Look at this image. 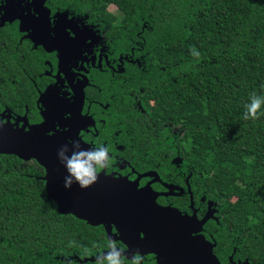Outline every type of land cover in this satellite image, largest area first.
<instances>
[{"label": "trees", "instance_id": "16d2710c", "mask_svg": "<svg viewBox=\"0 0 264 264\" xmlns=\"http://www.w3.org/2000/svg\"><path fill=\"white\" fill-rule=\"evenodd\" d=\"M45 2L98 24L116 53L133 61L123 74L132 76L144 110L132 124L133 150L147 159L137 170L163 180L190 175L198 217L199 200L215 211L204 233L213 236L220 263L232 256L264 264V105L259 119L243 118L250 97H264V0ZM1 39L0 70L9 79L0 77V111L5 91L15 101L28 87L17 70L21 45L10 33L4 50ZM43 177L35 161L0 155V264H78L70 257L93 255L82 245L102 229L59 214Z\"/></svg>", "mask_w": 264, "mask_h": 264}, {"label": "flooded vegetation", "instance_id": "af4514ba", "mask_svg": "<svg viewBox=\"0 0 264 264\" xmlns=\"http://www.w3.org/2000/svg\"><path fill=\"white\" fill-rule=\"evenodd\" d=\"M3 1L6 0H0V4ZM15 1L17 15H13L11 22L4 23L0 20L2 24L0 26L2 39H0L3 41L1 45L4 50H7L6 44L9 43L10 33L14 35L13 42L21 45L19 46L21 63L17 65V70L28 87L18 90L15 101L6 91L4 92L6 99L0 111V117L1 113L6 111L5 122L8 121L10 124H16L17 127L28 130L43 120L41 116L43 106L38 103V99L46 90H48L46 99L58 100L57 105L61 109L62 105L65 111L68 109V104L78 108V97H80L83 101L81 116L90 118L93 125L80 130L79 138L92 148L101 146L107 148L108 156L112 161L110 166L101 170L100 173L114 179L125 177L129 181V194L133 192V184L136 181L137 189L150 187L156 193L167 194L158 196L156 203L163 207H173L187 215H191L193 210H196V217L201 219L208 209L209 202L199 200V205L204 209L198 217L200 207L196 205L194 199L189 182L190 175L179 172L167 174L169 179L165 181L160 174L137 170L139 167L137 161L145 162L143 169L147 165V159L145 154L140 155L139 151L133 150L132 124L134 112L141 116L144 110L139 97L137 98L131 90L132 76L123 74L125 66L133 63L129 55L116 53L118 49L110 44V36L105 35V30L99 29L100 26L97 28V35L94 34L93 39L88 38L90 48L88 44L87 46L80 44L84 36L76 35L75 31L84 29L76 23H69L73 14L67 10L52 11L47 7L46 2L42 6H34L32 0ZM19 4H22V8L18 6ZM44 8L49 11L48 17L45 16ZM60 15L62 20H59ZM84 22L88 24L87 20ZM87 34L90 35L89 32ZM34 42L40 44L35 46ZM43 45L51 51H46ZM2 75L3 81L9 79L8 73L3 69L0 70V77ZM67 117L68 114L63 113V119ZM58 129L59 127L55 126L54 130ZM52 133L53 131L49 134ZM164 158L166 159L167 156ZM172 158L170 157L169 160ZM174 199H180L185 207L182 209L174 207L171 201ZM131 215L132 213H129V217ZM97 227L102 229L103 234L93 238L96 240L92 244L82 245V247H89L93 255L84 256L82 260L77 255H73L70 259L78 264L90 262L88 259L96 258L100 253H107L106 245L111 239L116 242L118 248L124 250L125 257L131 259L132 254L139 251L144 258L142 264H159L161 260L159 256L150 252L152 249H160L161 245L147 243L142 233H135L143 227L139 224L134 225L130 218L129 237H123L117 233L114 225H111V234L106 233L105 226ZM202 234L207 241L213 242L212 235H205L204 226ZM85 259L87 261H84ZM227 259L229 264V257ZM90 263L95 264V261Z\"/></svg>", "mask_w": 264, "mask_h": 264}, {"label": "water", "instance_id": "95a60500", "mask_svg": "<svg viewBox=\"0 0 264 264\" xmlns=\"http://www.w3.org/2000/svg\"><path fill=\"white\" fill-rule=\"evenodd\" d=\"M44 3L45 0H40L39 5ZM44 11L48 17L49 11L45 8ZM34 44L37 46L40 43ZM47 94L48 90L38 99V103L43 106L42 122L28 130L5 122L6 111L1 113L0 155H13L24 162L35 161L44 172L47 198L55 202L59 214L72 215L92 227L103 225L108 234H111V225H114L117 233L123 237H129L130 218L134 225L143 227L135 233H142L147 243L161 245L160 249H150V253L161 259L159 264H221L213 253L215 243L207 241L202 234L203 225L213 219L215 211L211 203L204 216L198 219L195 214L189 216L173 207L158 205L157 197L167 194L156 193L150 187L137 189V181L133 184V192L129 194V181L125 177L114 179L103 173L86 189H81L75 182L66 188L65 177L68 173L58 153L67 145V154L71 155L75 151L71 142L75 141H79L82 149L92 148L80 140L79 132L91 127L93 122L87 116H81L83 101L80 97L78 108L68 104L65 111L62 105L63 110L57 105L58 100H47ZM65 112L68 117L63 119ZM55 126L59 129L54 130ZM51 131L53 133L49 134ZM129 213H132L130 217ZM88 260L92 262L95 258ZM229 264L250 263L248 260L234 261L230 256Z\"/></svg>", "mask_w": 264, "mask_h": 264}, {"label": "clouds", "instance_id": "9594fccd", "mask_svg": "<svg viewBox=\"0 0 264 264\" xmlns=\"http://www.w3.org/2000/svg\"><path fill=\"white\" fill-rule=\"evenodd\" d=\"M192 54L199 56V53L194 48L192 49ZM262 105H264V97L253 94L250 97V103L245 105L243 118L245 120L259 119ZM71 143L73 144V149H75L71 155L67 154L69 152L67 145L63 146L58 153L59 159L68 173V176L65 177V187L70 188L75 182L78 183L81 189H86L97 181L101 170L109 167L112 161L108 156V149L105 147L82 149L79 141ZM69 246H72L71 243ZM106 247L108 248L107 253L98 254L95 258V264H142L143 262L144 258L139 251L134 252L131 259L125 257L124 250L118 248L114 240L110 239ZM86 254L91 253L89 251ZM101 256L104 257L103 261L99 259Z\"/></svg>", "mask_w": 264, "mask_h": 264}, {"label": "rangeland", "instance_id": "374dc122", "mask_svg": "<svg viewBox=\"0 0 264 264\" xmlns=\"http://www.w3.org/2000/svg\"><path fill=\"white\" fill-rule=\"evenodd\" d=\"M32 1H33L34 6L39 5L40 0H32ZM18 6L20 8H22V4H19ZM16 7H17V4H16V1L15 0H6V1H3V3L0 4V20H1V22L4 21V23H5L7 21L8 22L13 21L12 20L13 19V15L14 16L17 15ZM107 9H108L109 12H112V13L115 12V8L113 6H109ZM18 15L21 16L19 13H18ZM61 16L62 15H60L59 17L61 18ZM59 20H62V18L59 19ZM75 20H77V21H75ZM86 20L87 19L85 17H80L79 18L77 15H74L73 14V16L71 17V19L69 20L70 22L69 21L68 22L69 23H72V24L76 23L77 26H79L80 28H83L84 29V30H80V31H82V32H80L79 30H77L75 28L77 30V31H75V34L76 35H83L84 36V40L80 44L87 46V44L89 43L88 38L89 39H93L94 38L93 36H95L94 34L97 35V28L99 26L96 23L93 24V22H90V24H86L84 22ZM1 25L2 24H0V26ZM86 26H88V27L85 30ZM87 32H89L90 35H88ZM35 43H39V42H35ZM88 48H90V45L89 44H88ZM151 104L154 105L153 102H151ZM11 125L16 126V124H11ZM193 214H196V210H193V213L191 215H189V216H192ZM107 234H108V232H107ZM100 260H101V258H100Z\"/></svg>", "mask_w": 264, "mask_h": 264}]
</instances>
